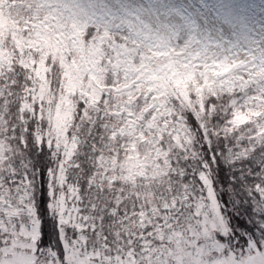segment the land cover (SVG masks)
I'll list each match as a JSON object with an SVG mask.
<instances>
[{
	"label": "snow or ice",
	"instance_id": "obj_1",
	"mask_svg": "<svg viewBox=\"0 0 264 264\" xmlns=\"http://www.w3.org/2000/svg\"><path fill=\"white\" fill-rule=\"evenodd\" d=\"M0 264H264V0H0Z\"/></svg>",
	"mask_w": 264,
	"mask_h": 264
}]
</instances>
